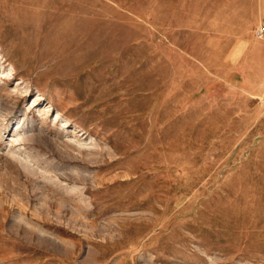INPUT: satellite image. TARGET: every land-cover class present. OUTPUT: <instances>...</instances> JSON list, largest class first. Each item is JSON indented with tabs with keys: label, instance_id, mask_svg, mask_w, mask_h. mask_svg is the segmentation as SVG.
<instances>
[{
	"label": "rangeland",
	"instance_id": "1",
	"mask_svg": "<svg viewBox=\"0 0 264 264\" xmlns=\"http://www.w3.org/2000/svg\"><path fill=\"white\" fill-rule=\"evenodd\" d=\"M260 1L0 0V264H264Z\"/></svg>",
	"mask_w": 264,
	"mask_h": 264
},
{
	"label": "built area",
	"instance_id": "2",
	"mask_svg": "<svg viewBox=\"0 0 264 264\" xmlns=\"http://www.w3.org/2000/svg\"><path fill=\"white\" fill-rule=\"evenodd\" d=\"M255 34L257 35V37H263L264 36V26L256 28Z\"/></svg>",
	"mask_w": 264,
	"mask_h": 264
},
{
	"label": "crops",
	"instance_id": "3",
	"mask_svg": "<svg viewBox=\"0 0 264 264\" xmlns=\"http://www.w3.org/2000/svg\"><path fill=\"white\" fill-rule=\"evenodd\" d=\"M262 9H263V16H264V0H261V1H260V10H262ZM262 25L264 26V24H261V25L258 26V27H261ZM258 27H257V28H258Z\"/></svg>",
	"mask_w": 264,
	"mask_h": 264
}]
</instances>
